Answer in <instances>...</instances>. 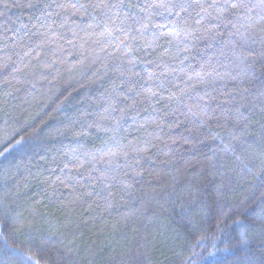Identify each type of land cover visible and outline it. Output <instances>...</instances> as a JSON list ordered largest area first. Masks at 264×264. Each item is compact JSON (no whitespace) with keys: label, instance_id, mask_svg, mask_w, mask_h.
<instances>
[{"label":"clouds","instance_id":"clouds-1","mask_svg":"<svg viewBox=\"0 0 264 264\" xmlns=\"http://www.w3.org/2000/svg\"><path fill=\"white\" fill-rule=\"evenodd\" d=\"M6 157L13 264H158L178 211L176 264L264 235V0H0Z\"/></svg>","mask_w":264,"mask_h":264},{"label":"trees","instance_id":"trees-1","mask_svg":"<svg viewBox=\"0 0 264 264\" xmlns=\"http://www.w3.org/2000/svg\"><path fill=\"white\" fill-rule=\"evenodd\" d=\"M19 11L12 9L10 15L15 16ZM7 159V157L0 159V164L6 163ZM187 215L183 211H178L168 227L158 235L155 248V254L159 258L158 264H176L179 257L171 253L179 247L182 239L186 240L198 230L188 222ZM239 227L240 225H233L231 230L221 233L214 245L211 241H200V245L205 247L199 264H264V235L249 242H242L241 237L237 235ZM173 228L182 229L183 235H176L172 231ZM5 233L9 235V239L0 238V264H13L19 252L11 246L12 243L18 242L11 233V218L9 222L0 226V237Z\"/></svg>","mask_w":264,"mask_h":264}]
</instances>
